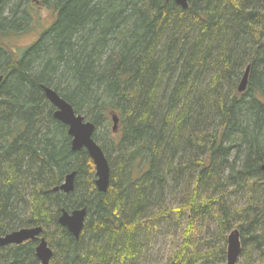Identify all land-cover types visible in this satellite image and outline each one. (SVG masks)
<instances>
[{"label":"trees","instance_id":"1","mask_svg":"<svg viewBox=\"0 0 264 264\" xmlns=\"http://www.w3.org/2000/svg\"><path fill=\"white\" fill-rule=\"evenodd\" d=\"M187 1L40 0L55 21L20 48L32 1L0 0V236L41 226L50 264H227L238 229L237 264H264V0ZM45 86L96 125L107 192ZM83 207L76 239L58 218ZM35 245L0 264H39Z\"/></svg>","mask_w":264,"mask_h":264},{"label":"water","instance_id":"2","mask_svg":"<svg viewBox=\"0 0 264 264\" xmlns=\"http://www.w3.org/2000/svg\"><path fill=\"white\" fill-rule=\"evenodd\" d=\"M174 1L183 9L188 8L187 0H164ZM249 69L247 68L243 78L239 84L238 91L245 92L248 87ZM4 76H0V85ZM44 93L48 101L56 108L54 117L68 128V135L71 138L72 151L77 152L86 149L89 156L95 164L96 180L95 185L100 192H107L110 183V165L109 161L102 149L96 142L94 134L96 125L86 120L83 115L76 113L74 107L65 100L57 91L51 87H44ZM113 131H117L118 116L113 115ZM264 171V164L262 166ZM76 172L68 174L62 184L54 189V191H62L69 194L75 189ZM88 210L86 207L68 211L63 209L58 218V223L66 228L76 239H79L87 218ZM42 227L21 228L0 236V248L7 246H19L29 241L36 242L35 253L40 264H50L54 252L49 246L48 241L42 236ZM240 232L235 229L228 236L227 264H237L241 253Z\"/></svg>","mask_w":264,"mask_h":264},{"label":"rangeland","instance_id":"3","mask_svg":"<svg viewBox=\"0 0 264 264\" xmlns=\"http://www.w3.org/2000/svg\"><path fill=\"white\" fill-rule=\"evenodd\" d=\"M43 7V8H40ZM27 21L24 32L17 36L14 40L15 45L22 48H27L32 45L34 42L38 40V38L42 35V33L50 27L55 21V10L53 7H45L43 3L39 6L32 5V2L29 6L25 7ZM102 140H106L104 134L101 136ZM178 240V239H176ZM180 242V241H179ZM170 244L163 242L156 245L155 249H153L150 254L152 255L153 261H161L164 260L159 259L162 254L166 252H170ZM240 259H238L239 261Z\"/></svg>","mask_w":264,"mask_h":264},{"label":"bare ground","instance_id":"4","mask_svg":"<svg viewBox=\"0 0 264 264\" xmlns=\"http://www.w3.org/2000/svg\"><path fill=\"white\" fill-rule=\"evenodd\" d=\"M247 68H250V67H247ZM249 72H250V69H249ZM113 125H114V123H113ZM96 131H97V127H96ZM112 131H113V126H112ZM114 132V131H113ZM104 133H106V130H103V129H101V136H102V134H104ZM105 135V134H104ZM88 210V209H87ZM87 216H88V214H87ZM37 227H39V226H37Z\"/></svg>","mask_w":264,"mask_h":264},{"label":"flooded vegetation","instance_id":"5","mask_svg":"<svg viewBox=\"0 0 264 264\" xmlns=\"http://www.w3.org/2000/svg\"><path fill=\"white\" fill-rule=\"evenodd\" d=\"M33 4H39L40 1L39 0H31Z\"/></svg>","mask_w":264,"mask_h":264}]
</instances>
